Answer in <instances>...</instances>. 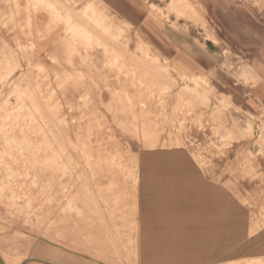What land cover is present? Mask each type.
Here are the masks:
<instances>
[{"label": "rangeland", "instance_id": "obj_1", "mask_svg": "<svg viewBox=\"0 0 264 264\" xmlns=\"http://www.w3.org/2000/svg\"><path fill=\"white\" fill-rule=\"evenodd\" d=\"M40 241L264 264V0H0V242Z\"/></svg>", "mask_w": 264, "mask_h": 264}, {"label": "crops", "instance_id": "obj_2", "mask_svg": "<svg viewBox=\"0 0 264 264\" xmlns=\"http://www.w3.org/2000/svg\"><path fill=\"white\" fill-rule=\"evenodd\" d=\"M106 6L113 9L114 0H102ZM33 24L39 30H43L49 23L50 17L45 11H38L33 15ZM208 44L215 46L213 41ZM209 52V51H208ZM218 53L213 51L212 54ZM179 59L180 57H176ZM186 64H188L186 62ZM193 64L190 63L189 66ZM183 66V65H182ZM188 67L187 65H185ZM154 254L146 259L144 254L139 258V264H173L170 260H163V251H168L163 248L162 242L150 244ZM145 248V245H144ZM143 248V250H144ZM166 255V254H164ZM171 256L170 254H168ZM150 259V260H149ZM0 264H111L109 262L99 261L95 258L88 257L76 250H69L61 245L47 241L32 243L31 245L23 243H2L0 242ZM192 264V263H190ZM195 264V263H193Z\"/></svg>", "mask_w": 264, "mask_h": 264}, {"label": "bare ground", "instance_id": "obj_3", "mask_svg": "<svg viewBox=\"0 0 264 264\" xmlns=\"http://www.w3.org/2000/svg\"><path fill=\"white\" fill-rule=\"evenodd\" d=\"M6 58H7V56H6ZM7 63V62H6ZM9 63V62H8ZM7 63V64H8ZM6 66V65H5ZM9 66V65H8ZM9 68V67H8ZM18 72V71H17ZM10 73V72H9ZM36 73V72H35ZM30 74V73H29ZM32 75V74H31ZM7 77V76H6ZM5 78V77H4ZM32 78V77H31ZM6 79V78H5ZM8 81V80H7ZM38 88L40 87V86H37ZM53 94V93H52ZM11 99V98H10ZM10 99L8 100V101H10ZM13 108V107H12ZM11 115H12V113H11ZM27 123H28V121H27ZM44 129V128H43ZM45 131V130H44ZM49 135V134H48ZM135 139V138H134ZM59 156H60V154H59ZM62 157V156H61ZM62 160H63V158H62ZM147 161V160H146ZM157 161V160H156ZM144 164V163H143ZM143 164H142V166H143ZM229 222H230V220H229ZM233 223V222H232ZM229 224V223H228ZM233 225V224H232ZM230 227V226H229ZM232 233V232H231ZM230 239V238H229ZM232 239V238H231ZM233 240H234V238H233ZM244 240V238L242 239V241ZM232 241V240H231ZM244 242H245V240H244ZM228 244H231V243H228ZM233 244V243H232ZM239 244V243H238ZM242 244V243H241ZM244 245V244H243ZM226 246H228V245H226ZM226 248V247H225ZM233 252H235V251H233ZM226 253V252H225ZM225 253H224V255H225ZM242 254H244V253H242ZM239 255V254H238ZM245 255V254H244ZM232 256V255H231ZM240 256V255H239ZM250 256V255H249ZM234 257H238V256H236V255H234ZM245 258V257H244ZM251 259V258H250ZM236 260V259H235Z\"/></svg>", "mask_w": 264, "mask_h": 264}]
</instances>
